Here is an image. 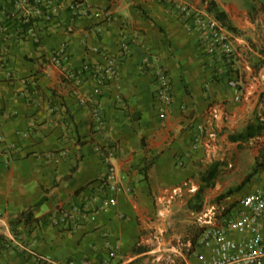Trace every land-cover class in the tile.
<instances>
[{
  "label": "crops",
  "instance_id": "1",
  "mask_svg": "<svg viewBox=\"0 0 264 264\" xmlns=\"http://www.w3.org/2000/svg\"><path fill=\"white\" fill-rule=\"evenodd\" d=\"M52 1L61 5L53 22L36 18L30 31L9 21L0 48V264H147L161 250L185 255L192 241L182 249L178 232L191 213L190 188L200 186L198 166L248 142L229 137L250 124L264 84V0H174L196 15L223 13L229 55L206 52L200 32L157 0H82L91 13L75 19L67 7L77 0ZM12 8L0 0V20ZM62 45L68 55L56 65L49 58ZM108 60H120L121 72L97 94L91 69ZM157 68L173 81L165 114L155 98ZM111 152L115 192L102 184ZM21 239L24 249L15 244Z\"/></svg>",
  "mask_w": 264,
  "mask_h": 264
},
{
  "label": "built area",
  "instance_id": "2",
  "mask_svg": "<svg viewBox=\"0 0 264 264\" xmlns=\"http://www.w3.org/2000/svg\"><path fill=\"white\" fill-rule=\"evenodd\" d=\"M180 13V17L190 26L197 29L204 41L205 51L209 54L229 55L232 53L231 35L228 29L216 18L206 14H195L186 5L174 0H157ZM13 8L9 18L0 20V48L2 42L9 36L8 22L15 20L19 27H34L35 19L42 18L48 24L60 12L61 5L52 0H11ZM73 19L87 16L91 10L82 0H77L67 7ZM106 18H110L108 14ZM34 29L31 28L30 31ZM69 32H73V24ZM122 53L129 51V46L121 43ZM68 51L65 45L54 52L49 60L56 65H61L66 59ZM148 59V58H146ZM116 60H108L107 63L97 65L91 69L92 73H98L96 93L100 94L106 83H112L118 79L121 72V63ZM147 63V62H146ZM148 67H152L148 63ZM155 98L161 111L165 114L174 104L173 81L169 73L157 68ZM228 86L233 90L235 101H241V88L235 80H229ZM99 113L96 112V115ZM200 139V138H199ZM197 142L200 143V140ZM199 140V141H198ZM0 135V143H2ZM98 153L103 154L101 148ZM109 166L102 178V184L108 191H117L119 180L118 170L114 163V153L106 156ZM188 185L180 186L173 190L166 199L170 204L188 188ZM191 192L195 189L190 188ZM109 204V203H108ZM107 207L105 208V210ZM77 214V212L75 213ZM65 218H71L73 212H64ZM196 224L199 235L195 245L189 242L186 252L178 254L160 251L159 261L166 260L170 264H264V175L261 184L254 190L248 191L237 199H224L215 203L205 204L202 211L196 215ZM24 239L16 242L18 248L24 249ZM67 264H80L71 260Z\"/></svg>",
  "mask_w": 264,
  "mask_h": 264
},
{
  "label": "rangeland",
  "instance_id": "3",
  "mask_svg": "<svg viewBox=\"0 0 264 264\" xmlns=\"http://www.w3.org/2000/svg\"><path fill=\"white\" fill-rule=\"evenodd\" d=\"M258 91L260 92L257 104L258 106L252 113L250 123L256 122V119H259L264 124V84L258 88ZM235 133H238L236 128ZM233 148L234 151L232 156H229L228 154L226 157H224L217 153L211 158L210 161H208V163H201L198 166V174L195 177V183L199 182V171H204L207 166L213 162L222 163V166L219 170V175L214 182V186L205 191L203 206L208 203L220 201L218 200L220 196L225 195L229 190L242 184L247 176H249L254 171L255 167H257V170L255 171L254 176L249 182H247L241 191L231 194L226 198L224 197V199H237L248 191L256 189L261 184V180L264 175V131L259 137L248 141L245 145L240 143L233 146ZM191 213L187 214V221H184L182 222L183 224H180L178 242H180V246L183 247L182 249L185 248V246L182 244L186 243L187 240L192 241L193 236L195 235L196 238V233L199 232L198 226L196 224V215L198 213L194 212L193 215ZM157 254L151 255L147 264H170L166 260H161L162 262H154V260H156L159 256V254Z\"/></svg>",
  "mask_w": 264,
  "mask_h": 264
},
{
  "label": "trees",
  "instance_id": "4",
  "mask_svg": "<svg viewBox=\"0 0 264 264\" xmlns=\"http://www.w3.org/2000/svg\"><path fill=\"white\" fill-rule=\"evenodd\" d=\"M217 18L220 21L225 22V20L223 18V13L222 14L218 13ZM228 28H230V30H233L229 26H228ZM263 130H264L263 122L257 120L256 122L248 124L246 129H244L242 132L232 134V135H230L229 138L233 142H244L245 143V142L249 141L250 139H254L256 137H259L262 134ZM221 166H222L221 162H213V163L209 164L204 171H199L200 186L197 189L196 193H194L193 196L190 197V199L188 200V203H187V206H188L190 211L195 212V213H199L202 211L205 191L214 186V182H215L217 176L219 175V172H220L219 170H220ZM148 167H146V168H148ZM256 170H257V167L254 168V171L249 176H247V178L245 179V181L242 184H240L236 188L229 190L226 193L227 195L225 194V195L220 196L218 198V200H222V199H224V197L226 198L227 196H229L231 194H234L236 192L241 191V189L247 184V182H249L250 179L254 176ZM197 238H198V233H196V238L194 237L192 239L193 245H195Z\"/></svg>",
  "mask_w": 264,
  "mask_h": 264
},
{
  "label": "clouds",
  "instance_id": "5",
  "mask_svg": "<svg viewBox=\"0 0 264 264\" xmlns=\"http://www.w3.org/2000/svg\"><path fill=\"white\" fill-rule=\"evenodd\" d=\"M198 234H199V232H198ZM162 262V261H161Z\"/></svg>",
  "mask_w": 264,
  "mask_h": 264
}]
</instances>
